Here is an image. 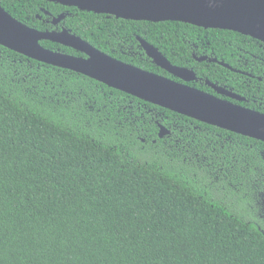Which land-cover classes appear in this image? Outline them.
<instances>
[{
    "label": "trees",
    "instance_id": "16d2710c",
    "mask_svg": "<svg viewBox=\"0 0 264 264\" xmlns=\"http://www.w3.org/2000/svg\"><path fill=\"white\" fill-rule=\"evenodd\" d=\"M0 6L31 28L63 26L117 60L181 81L139 37L193 70L188 85L264 113V43L251 36L47 0ZM263 201V141L0 44V264H264Z\"/></svg>",
    "mask_w": 264,
    "mask_h": 264
},
{
    "label": "water",
    "instance_id": "95a60500",
    "mask_svg": "<svg viewBox=\"0 0 264 264\" xmlns=\"http://www.w3.org/2000/svg\"><path fill=\"white\" fill-rule=\"evenodd\" d=\"M77 6L117 18L174 20L204 28H221L239 32L264 43V0H47ZM63 15L54 17L58 23ZM50 40L74 48L87 55L78 57L44 48L39 41ZM151 60L181 81L161 76L98 50L66 28L61 31H39L6 12L0 6V44L32 59L67 68L89 76L110 87L142 100L264 142V113L234 103L226 98L202 91L186 82L196 78L193 70L172 65L155 47L138 37ZM197 60L207 59L203 55ZM209 61H217L209 58ZM221 65L227 66L223 62ZM228 67V66H227ZM207 84L219 95L242 101L231 90ZM168 130L160 125L159 136ZM264 204V202H263Z\"/></svg>",
    "mask_w": 264,
    "mask_h": 264
},
{
    "label": "flooded vegetation",
    "instance_id": "af4514ba",
    "mask_svg": "<svg viewBox=\"0 0 264 264\" xmlns=\"http://www.w3.org/2000/svg\"><path fill=\"white\" fill-rule=\"evenodd\" d=\"M56 24H58V23H56ZM55 24V25H56ZM62 29H65L63 26L62 27H60L59 29L58 28H56L55 30H53V31H61ZM71 34H73V33H71ZM75 35V34H74ZM62 45V44H61ZM65 46V45H64ZM68 47V46H67ZM71 48V47H70ZM73 50H75L78 54H71V55H74V56H78V57H87V55L85 54V53H83V52H81V51H79V50H76V49H74V48H72ZM63 53H65V52H63ZM67 54H70V53H67ZM262 77H263V79H264V71H262V76H258L257 78H258V80H262ZM206 82V81H205ZM227 98H229V97H227ZM230 99H233V98H230ZM228 100V99H227ZM233 100H235V99H233ZM231 101V100H230ZM236 101H239V100H236ZM233 102V101H232ZM235 103V102H234ZM264 202V201H263Z\"/></svg>",
    "mask_w": 264,
    "mask_h": 264
}]
</instances>
